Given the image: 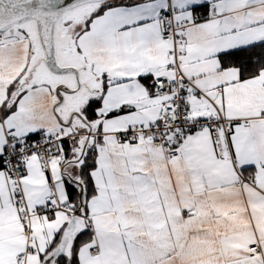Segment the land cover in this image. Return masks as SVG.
<instances>
[{
    "label": "snow or ice",
    "instance_id": "6c2138e0",
    "mask_svg": "<svg viewBox=\"0 0 264 264\" xmlns=\"http://www.w3.org/2000/svg\"><path fill=\"white\" fill-rule=\"evenodd\" d=\"M0 264H264V0H0Z\"/></svg>",
    "mask_w": 264,
    "mask_h": 264
}]
</instances>
